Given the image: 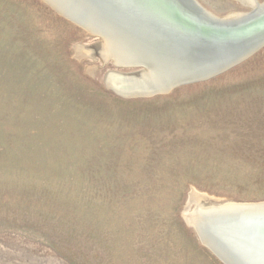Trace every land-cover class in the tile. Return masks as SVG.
Here are the masks:
<instances>
[{"label":"rangeland","instance_id":"374dc122","mask_svg":"<svg viewBox=\"0 0 264 264\" xmlns=\"http://www.w3.org/2000/svg\"><path fill=\"white\" fill-rule=\"evenodd\" d=\"M99 41L43 0H0V264H224L184 216L192 187L264 201V47L123 97L112 62L77 55Z\"/></svg>","mask_w":264,"mask_h":264},{"label":"water","instance_id":"95a60500","mask_svg":"<svg viewBox=\"0 0 264 264\" xmlns=\"http://www.w3.org/2000/svg\"><path fill=\"white\" fill-rule=\"evenodd\" d=\"M43 1L77 25L71 16L85 25L88 21L109 25L111 29L98 26L89 33L99 38L118 35L116 53L123 62L114 63L115 67L150 69L148 80L136 74H109L113 75L111 81L119 83L131 97H148L150 94L139 93L142 88L167 94L177 87L211 79L264 47V8L245 19L224 21L198 0ZM90 11L97 19L89 15ZM118 90L113 89L123 96ZM226 210L231 211L216 215L209 232L205 230L215 246L193 227L203 245L224 264H264V203L233 205Z\"/></svg>","mask_w":264,"mask_h":264},{"label":"bare ground","instance_id":"6f19581e","mask_svg":"<svg viewBox=\"0 0 264 264\" xmlns=\"http://www.w3.org/2000/svg\"><path fill=\"white\" fill-rule=\"evenodd\" d=\"M70 1L72 3L77 4L76 2L82 3V0H68V4H70ZM242 2V4L248 8H250V12H230L228 15L223 16V17H218L220 20L224 21H237L241 19H245L247 16L251 15L252 13H258L264 8V3H261L259 0H238ZM260 3V4H259ZM220 8H229L230 5L229 3H216ZM207 9V8H206ZM213 16H215L209 9H207ZM95 13V12H93ZM91 11L89 12V15L95 20L97 17L93 14ZM96 13H98L96 11ZM74 20L79 22L80 27L85 29L86 31L92 32V29H95L96 27L99 26V29H111L109 25H106L105 22H101L100 25H98L95 22L88 21L87 24L85 25L83 22L79 21L78 19L74 18L71 16ZM217 17V16H216ZM70 20V19H69ZM72 21V20H70ZM74 22V21H73ZM75 23V22H74ZM77 24V23H76ZM78 24V25H79ZM97 24V25H95ZM92 28V29H91ZM91 34V33H90ZM118 35H116L114 38H107L106 36L101 37L100 41L96 44H85V43H80L76 45V52L79 58L81 59H86V58H91V59H101L103 64H108L109 62H112L113 64H121L123 61L118 57L116 51L117 48L115 46V42L118 40L115 39ZM127 62V61H126ZM117 69V68H116ZM118 70H110L105 77L106 80V85L108 84L110 89L114 90H120V93L123 94V96H128L131 97L130 94H127L126 92L122 91L119 86V83L117 82H112L111 77L113 75L109 74H116V75H123V76H129V75H139L140 79L142 78L143 80H148L149 76L151 75V71L148 68H134L135 70L133 71H120ZM92 70H95L94 67ZM126 71V70H125ZM143 75V76H142ZM118 79V78H116ZM118 90V91H119ZM160 89H145L142 88L141 93L142 95L150 94L149 96H154L157 95L156 92H158ZM121 96V95H120ZM145 97V96H143ZM191 193L189 195V200H188V209L185 212V218L187 222L195 227L198 228L199 231H201V234L203 235L206 234L209 228V224L211 223V220L216 217V215H220L221 213L224 214H229L231 210H226L228 206H235V205H253V204H263L264 201L260 202H235L231 200H219L217 198L212 197L208 193H204L200 190H198L195 187H192ZM225 219H229L228 217ZM206 230V231H205ZM209 232V231H208ZM214 238V237H213ZM206 240H208V244L211 246L216 244V242L212 239L211 235L206 237ZM215 246V245H214Z\"/></svg>","mask_w":264,"mask_h":264}]
</instances>
